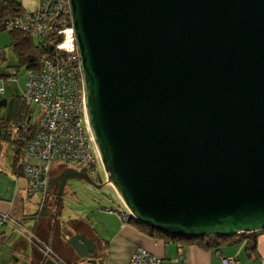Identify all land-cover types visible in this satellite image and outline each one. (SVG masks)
Listing matches in <instances>:
<instances>
[{
    "label": "water",
    "instance_id": "obj_1",
    "mask_svg": "<svg viewBox=\"0 0 264 264\" xmlns=\"http://www.w3.org/2000/svg\"><path fill=\"white\" fill-rule=\"evenodd\" d=\"M68 5L89 128L130 217L169 236L264 230V0ZM71 179L101 187L66 167L47 191Z\"/></svg>",
    "mask_w": 264,
    "mask_h": 264
},
{
    "label": "built area",
    "instance_id": "obj_2",
    "mask_svg": "<svg viewBox=\"0 0 264 264\" xmlns=\"http://www.w3.org/2000/svg\"><path fill=\"white\" fill-rule=\"evenodd\" d=\"M0 28L30 35L42 51L36 64L26 68V80L20 93L26 103L40 109L32 135L20 139L19 157L15 162V169L26 181V192L46 196L54 163L85 170L92 178L97 164H102L87 120L68 0H37L32 11L22 10L2 18ZM3 91L0 87V93ZM122 206L124 210L120 206L109 210L116 212L125 223L130 215ZM4 223L21 227L11 215L0 212V224ZM30 240L43 257L56 259L47 243L34 240L32 233ZM176 261L181 264L179 258ZM126 264H161V258L143 247H136ZM222 264L240 262L233 257H223Z\"/></svg>",
    "mask_w": 264,
    "mask_h": 264
},
{
    "label": "crops",
    "instance_id": "obj_3",
    "mask_svg": "<svg viewBox=\"0 0 264 264\" xmlns=\"http://www.w3.org/2000/svg\"><path fill=\"white\" fill-rule=\"evenodd\" d=\"M8 35L11 44L15 35ZM12 52L14 54L13 47ZM2 54L4 56L6 52L0 50V62L5 60ZM18 69L14 68L12 72L5 70L0 77L11 76ZM23 87L24 85L19 95L3 98L5 103L2 105L9 109L0 117V212L8 213L21 225L19 228L11 223L0 224V264H30L32 261L33 264H41L43 255L30 240L31 233L34 240L47 242L62 264H126L136 247H143L161 258V264H178V258L181 264H222L223 257L236 258L240 264H261L264 260V230L251 233L236 243L223 242L204 248L197 244L151 236L129 221L123 223L119 215L110 211V208L98 210L100 221L96 224L91 220H78L79 217L71 218L72 224L80 227L81 231L70 233L69 236L84 235L93 239L96 244L94 256L79 255L69 247L66 240L59 237L64 233L57 218L60 207L56 205L54 210L46 212V204H43L39 205L38 211H31L29 201L33 194L26 192L24 177L14 170L20 139L32 135L40 115L39 109V114L33 121L30 108L34 104L26 103L21 98ZM3 94H6L5 90ZM47 194L53 195L51 191ZM253 238L255 248L253 253L248 254L247 241Z\"/></svg>",
    "mask_w": 264,
    "mask_h": 264
},
{
    "label": "rangeland",
    "instance_id": "obj_4",
    "mask_svg": "<svg viewBox=\"0 0 264 264\" xmlns=\"http://www.w3.org/2000/svg\"><path fill=\"white\" fill-rule=\"evenodd\" d=\"M25 11H32L36 5L37 0H18ZM9 32L1 30L0 28V50L6 52L2 54V57L5 59L3 62H0V76L4 74L5 70L13 71L14 65H17V58L12 52V46L10 44ZM15 78L18 81L14 80ZM24 80H26V66L22 65L19 67L18 71L11 76L0 77V87H3L5 90V95L0 93V100L4 97H11L19 95L21 87L24 85ZM8 106H0V117L8 110ZM31 113L33 121L39 114V107L36 105H31ZM3 113V115H2ZM66 165L54 163L51 165V175H56L61 172ZM95 183L101 184L100 188H95L88 184L82 179H71L69 180L62 191L60 196L61 206H60V215H58L59 226L63 228V232L59 237L67 241L70 237L69 234L75 231H81L80 227L72 224V219L78 218L84 219L85 221L91 220L93 224L99 222V217L97 212L100 208H112L116 209V206L122 207V203L115 194L112 186L105 182V175L102 166L98 163L96 172L92 175L91 178ZM52 194H47V197L42 198L41 194H33L32 198L29 201L30 210H39V205L41 203L45 205V211L49 212L54 210L56 206L55 199L53 200ZM65 237V238H64ZM47 243V242H45ZM48 244V243H47ZM49 245V244H48ZM50 246V245H49ZM33 264V261L30 263Z\"/></svg>",
    "mask_w": 264,
    "mask_h": 264
},
{
    "label": "trees",
    "instance_id": "obj_5",
    "mask_svg": "<svg viewBox=\"0 0 264 264\" xmlns=\"http://www.w3.org/2000/svg\"><path fill=\"white\" fill-rule=\"evenodd\" d=\"M24 10L21 3L18 0H0V20L6 16L11 15L14 12H19ZM14 34V38L12 39V47L17 58V65L14 68L17 70L20 66L25 65L26 68L29 66H33L38 61L39 56L41 55V49L38 47L35 40L28 34L22 31H11L9 32ZM20 152V142H19V150H17L15 161H14V170L16 174L19 172L15 169V162L19 157ZM55 200L58 202V206L60 207L61 199L58 196L54 195ZM129 222L134 224L139 230L145 232L151 236L166 238L170 240H175L179 242H184L187 244H197L204 248H210L213 246H217L223 242H238L242 239L247 238V235L253 234L255 232H239L233 236H197V237H181V236H169L158 230H155L151 227H148L138 221H136L133 217L129 218ZM255 248V239H250L247 241L246 250L248 254L253 253ZM44 259L42 258V261Z\"/></svg>",
    "mask_w": 264,
    "mask_h": 264
},
{
    "label": "flooded vegetation",
    "instance_id": "obj_6",
    "mask_svg": "<svg viewBox=\"0 0 264 264\" xmlns=\"http://www.w3.org/2000/svg\"><path fill=\"white\" fill-rule=\"evenodd\" d=\"M52 176V175H51ZM55 203H56V205H58V202H57V200H55Z\"/></svg>",
    "mask_w": 264,
    "mask_h": 264
}]
</instances>
